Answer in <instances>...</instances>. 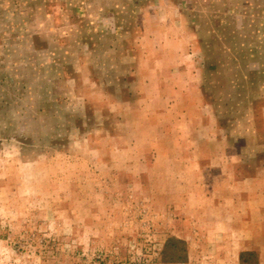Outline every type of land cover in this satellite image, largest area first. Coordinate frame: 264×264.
<instances>
[{
    "label": "rangeland",
    "instance_id": "374dc122",
    "mask_svg": "<svg viewBox=\"0 0 264 264\" xmlns=\"http://www.w3.org/2000/svg\"><path fill=\"white\" fill-rule=\"evenodd\" d=\"M0 264H264V0H0Z\"/></svg>",
    "mask_w": 264,
    "mask_h": 264
},
{
    "label": "trees",
    "instance_id": "16d2710c",
    "mask_svg": "<svg viewBox=\"0 0 264 264\" xmlns=\"http://www.w3.org/2000/svg\"><path fill=\"white\" fill-rule=\"evenodd\" d=\"M187 250L185 242L177 238H170L166 241L162 257L165 262H175L185 259ZM243 258V254L240 257Z\"/></svg>",
    "mask_w": 264,
    "mask_h": 264
}]
</instances>
